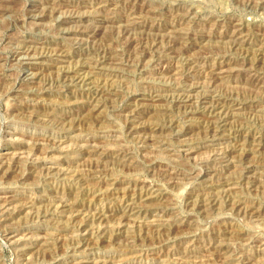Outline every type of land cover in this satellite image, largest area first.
<instances>
[{
  "label": "rangeland",
  "instance_id": "374dc122",
  "mask_svg": "<svg viewBox=\"0 0 264 264\" xmlns=\"http://www.w3.org/2000/svg\"><path fill=\"white\" fill-rule=\"evenodd\" d=\"M0 38V264H264V0H0Z\"/></svg>",
  "mask_w": 264,
  "mask_h": 264
},
{
  "label": "bare ground",
  "instance_id": "6f19581e",
  "mask_svg": "<svg viewBox=\"0 0 264 264\" xmlns=\"http://www.w3.org/2000/svg\"><path fill=\"white\" fill-rule=\"evenodd\" d=\"M43 1V0H42ZM257 1V0H256ZM52 2H53V0H52ZM103 2V1H102ZM112 2V1H111ZM123 2V1H122ZM139 2V1H138ZM141 2V1H140ZM148 2V1H147ZM64 3V2H63ZM105 3V2H104ZM40 5V4H39ZM38 5V6H39ZM257 5V4H256ZM58 6V5H57ZM40 7H42V6H40ZM51 7V6H50ZM113 7V6H112ZM43 8V7H42ZM48 8V7H47ZM46 8V9H47ZM152 8V7H151ZM154 8V7H153ZM65 9V8H64ZM55 10V9H54ZM58 10V9H57ZM60 10V9H59ZM61 10H63V9H61ZM60 10V11H61ZM131 10V9H130ZM151 10V9H150ZM53 11V10H52ZM100 11V10H99ZM115 11V10H114ZM135 11H137V10H135ZM134 11V12H135ZM193 11V10H192ZM32 12V11H31ZM63 12V11H62ZM73 12V11H72ZM71 12V13H72ZM51 13V12H50ZM68 13V12H67ZM131 13V12H130ZM23 14V13H22ZM40 14V13H39ZM42 14V13H41ZM49 14V13H48ZM47 14V15H48ZM52 14V13H51ZM77 14L78 13H76V15L75 16H77ZM96 14V13H95ZM108 14V13H107ZM186 14V13H185ZM26 15V14H25ZM106 15V14H105ZM129 15H131V14H129ZM146 15V14H145ZM193 15V14H192ZM49 16H50V14H49ZM82 16V15H81ZM107 16V15H106ZM109 16V15H108ZM196 16V15H195ZM34 17V16H33ZM47 17V16H46ZM55 17H56V15H55ZM58 17V16H57ZM122 17V16H121ZM189 17V16H188ZM52 18V17H51ZM57 19V18H56ZM55 19V20H56ZM111 19V18H110ZM113 19V18H112ZM126 20V19H125ZM141 20V19H140ZM131 21H133V20H131ZM135 21V20H134ZM166 21V20H165ZM64 22H65V19H64ZM240 22V21H239ZM127 23V22H126ZM154 23V22H153ZM121 24V23H120ZM138 24V23H137ZM210 24V23H209ZM129 25H131V23L129 24ZM153 25V24H152ZM185 25V24H184ZM116 26V25H115ZM147 26V25H146ZM149 26V25H148ZM205 26V25H204ZM125 27V26H124ZM153 27V26H152ZM212 27V26H211ZM240 27V26H239ZM242 27V26H241ZM241 27H240V29H241ZM132 28V27H131ZM131 28H129V29H131ZM149 28V27H148ZM180 28V27H179ZM204 28V27H203ZM66 29V28H65ZM124 30L126 29V28H123ZM128 29V28H127ZM140 29V28H139ZM172 29V28H171ZM119 30H121V29H119ZM137 30V29H136ZM141 30V29H140ZM139 30V31H140ZM167 30V29H166ZM176 30V29H175ZM235 30V29H234ZM242 30V29H241ZM129 32L131 31V30H128ZM134 31V30H133ZM149 31V30H148ZM236 32H237V28H236V30H235ZM258 31V30H257ZM121 32H122V30H121ZM124 32V31H123ZM128 32V33H129ZM132 32V31H131ZM173 32V31H172ZM119 33V32H118ZM152 33V32H151ZM185 33V32H184ZM202 33V32H201ZM239 33V32H238ZM248 33V32H247ZM117 34V33H116ZM122 34H124V33H122ZM133 34V33H132ZM205 34V33H204ZM240 34V33H239ZM141 35V34H140ZM202 35V34H201ZM207 35V34H206ZM116 36V35H115ZM182 36V35H181ZM216 36V35H215ZM100 37V36H99ZM131 37H133V36H131ZM247 37V36H246ZM256 37V36H255ZM125 38H128V36H126L125 35ZM183 38V37H182ZM208 38V37H207ZM1 39V38H0ZM121 39V38H120ZM129 39H131V38H129ZM145 39V38H144ZM172 39V38H171ZM201 39V38H200ZM259 39V38H258ZM75 40V39H74ZM100 40V39H99ZM106 40V39H105ZM182 40V39H181ZM29 41H31V40H29ZM130 41V40H129ZM154 41V40H153ZM157 41V40H156ZM194 41V40H193ZM204 41V40H203ZM232 41V40H231ZM245 41V40H244ZM244 41H242V42H244ZM35 42H37V41H35ZM40 42V41H39ZM133 42V41H132ZM131 42V43H132ZM135 42V41H134ZM139 42L140 41H138V44H139ZM152 42V41H151ZM197 42V41H196ZM195 42V43H196ZM106 43V42H105ZM109 43V42H108ZM165 43V42H164ZM201 43V42H200ZM43 44V43H42ZM144 44H146V43H144ZM153 44V43H152ZM156 44V43H155ZM171 44V43H170ZM182 44V43H181ZM237 44V43H236ZM247 44V43H246ZM21 45V44H20ZM107 45V44H106ZM131 45H134V44H131ZM135 45H136V42H135ZM134 45V46H135ZM161 45V44H160ZM159 45V46H160ZM179 45V44H178ZM185 45V44H184ZM28 46H29V44H28ZM41 46V45H40ZM46 46V45H45ZM44 46V47H45ZM96 46V45H95ZM133 46V47H134ZM138 46V45H137ZM153 46V45H152ZM157 46V45H156ZM240 46V45H239ZM251 46V45H250ZM30 47V46H29ZM100 47V46H99ZM111 47V46H110ZM145 47H147L146 45H145ZM163 47H164V45H163ZM182 47V46H181ZM198 47V46H197ZM237 47V46H236ZM259 47V46H258ZM40 48V47H39ZM140 48H142V47H140ZM148 48V47H147ZM152 48V47H151ZM158 48V47H157ZM195 48V47H194ZM242 48V47H241ZM260 48V47H259ZM258 48V49H259ZM25 49V48H24ZM33 49V48H32ZM48 49H50V48H48ZM55 49V48H54ZM61 49H63V48H60V50ZM134 49H135V47H134ZM143 49V48H142ZM198 49V48H197ZM36 50V49H35ZM51 50V49H50ZM66 50V49H65ZM137 50H139V48L137 49ZM147 50V49H146ZM163 50V49H162ZM17 51V50H16ZM37 51H39V50H37ZM52 51V50H51ZM55 51V50H54ZM89 51V50H88ZM93 51V50H92ZM109 51V50H108ZM144 51V50H143ZM152 51H154V49L152 50ZM197 51V50H196ZM45 52H46V50H45ZM61 52V51H60ZM95 52V51H94ZM93 52V53H94ZM132 51H130V53H131ZM185 52V51H184ZM209 52V51H208ZM242 52V51H241ZM255 52V51H254ZM39 53H40V51H39ZM124 53V52H123ZM134 53V52H133ZM141 53H143V52H141ZM150 53V52H149ZM154 53V52H153ZM187 53V52H186ZM189 53V52H188ZM258 53V52H257ZM263 53V52H262ZM41 54V53H40ZM45 54V53H44ZM57 54V53H56ZM135 54V53H134ZM147 54V53H146ZM151 54H152V52H151ZM179 54V53H178ZM199 54V53H198ZM254 54V53H253ZM52 55V54H51ZM127 55H128V53H127ZM157 55V54H156ZM173 55V54H172ZM188 55V54H187ZM193 55V54H192ZM27 56V55H26ZM32 56V55H31ZM34 57H35V55H33ZM86 56V55H85ZM149 56H151V55H149ZM195 56V55H194ZM261 56V55H260ZM51 57V56H50ZM167 57V56H166ZM191 57V56H190ZM255 57V56H254ZM70 58V57H69ZM97 58V57H96ZM105 58V57H104ZM187 58H188V56H187ZM130 59H132V58H130ZM148 59H149V57H148ZM76 60H77V58H76ZM81 60V59H80ZM104 60H106V59H104ZM107 60H109V58L107 59ZM111 60V59H110ZM137 60V59H136ZM187 60V59H186ZM218 60V59H217ZM264 60V59H263ZM60 61V60H59ZM84 61V60H83ZM86 61V60H85ZM102 61V60H101ZM115 61V60H114ZM120 61V60H119ZM204 61V60H203ZM215 61V60H214ZM224 61H226V60H224ZM75 62V61H74ZM82 62V61H81ZM132 62H133V60H132ZM137 62V61H136ZM159 62V61H158ZM184 62V61H183ZM186 62V61H185ZM197 62V61H196ZM240 62V61H239ZM247 62V61H246ZM84 63V62H83ZM87 63V62H86ZM75 64V63H74ZM77 64V63H76ZM79 64V63H78ZM89 64H90V62H89ZM88 64V65H89ZM143 64V63H142ZM176 64V63H175ZM179 64V63H178ZM202 64V63H201ZM222 64H223V62H222ZM82 65V64H81ZM85 65H87V64H85ZM91 65V64H90ZM203 65V64H202ZM221 65V64H220ZM92 66H94V65H92ZM141 66H143V65H141ZM235 66H236V64H235ZM190 67V66H189ZM222 67V66H221ZM223 67H224V65H223ZM247 67V66H246ZM117 68H118V66H117ZM172 68V67H171ZM199 68V67H198ZM211 68V67H210ZM220 68V67H219ZM239 68V67H238ZM241 68V67H240ZM120 69V68H119ZM162 69V68H161ZM218 69V68H217ZM221 69V68H220ZM180 70V69H179ZM182 70V69H181ZM187 70V69H186ZM189 70V69H188ZM198 70V69H197ZM201 70V69H200ZM199 70V71H200ZM227 70V69H226ZM73 71V70H72ZM83 71V70H82ZM81 71V72H82ZM174 71V70H173ZM198 71V72H199ZM224 70H223V68H222V72H223ZM78 72V71H77ZM105 72V71H104ZM210 72V71H209ZM218 72V71H217ZM217 72H216V75H217ZM195 73V72H194ZM204 73H206V72H204ZM89 73H87V75H88ZM214 74V73H213ZM224 74V73H223ZM226 74V73H225ZM236 74V73H235ZM83 75V74H82ZM215 75V76H216ZM219 75V74H218ZM75 76V75H74ZM202 76V75H201ZM207 76V75H206ZM222 76V75H221ZM65 77V76H64ZM67 77H68V75H67ZM84 77H85V75H84ZM87 77V76H86ZM209 77H211V76H209ZM213 78H216V77H214V76H212ZM219 77V76H218ZM213 78H211V80H213ZM97 79V78H96ZM238 79V78H237ZM82 80V79H81ZM171 80V79H170ZM214 80H216V79H214ZM68 81V80H67ZM70 81V80H69ZM98 81V80H97ZM176 81V80H175ZM175 81H173V82H175ZM192 81V80H191ZM197 81V80H196ZM207 81V80H206ZM217 81V80H216ZM96 82V81H95ZM181 82H183V81H181ZM203 83H205V82H203ZM209 83V82H208ZM216 83V82H215ZM64 84V83H63ZM178 84V83H177ZM185 84H186V82H185ZM193 84V83H192ZM210 84V83H209ZM208 84V85H209ZM101 85V84H100ZM172 85V84H171ZM176 85V84H175ZM197 85H198V83H197ZM215 85V84H214ZM202 86V85H201ZM148 87V86H147ZM163 87V86H162ZM168 87V86H167ZM188 87V86H187ZM192 87V86H191ZM210 87V86H209ZM217 87V86H216ZM99 88V87H98ZM215 88V87H214ZM149 89V88H148ZM166 89V88H165ZM168 89V88H167ZM94 92V91H93ZM95 94V93H94ZM158 94V93H157ZM178 94V93H177ZM189 94V93H188ZM187 94V95H188ZM198 94V93H197ZM160 95V94H159ZM162 95V94H161ZM168 95V94H167ZM193 95H194V93H193ZM31 96V95H30ZM172 96V95H171ZM189 96V95H188ZM167 97V96H166ZM187 97V96H186ZM191 97V96H190ZM156 98V97H155ZM181 98V97H180ZM194 98V97H193ZM26 99V98H25ZM91 99V98H90ZM185 99V98H184ZM184 99H182L181 101H186V100H184ZM161 100V99H160ZM86 103V102H85ZM87 103H89V102H87ZM221 103V102H220ZM194 105V104H193ZM224 105V104H223ZM228 105V104H227ZM88 106V105H87ZM97 106V105H96ZM95 108V107H94ZM229 108V107H228ZM227 108V109H228ZM134 109V108H133ZM192 110V109H191ZM91 111V110H90ZM186 111V110H185ZM124 112V111H123ZM126 112V111H125ZM131 113V112H130ZM126 115V114H125ZM45 116V115H44ZM189 116V115H188ZM134 117V116H133ZM36 121V120H35ZM213 121V120H212ZM226 121V120H225ZM49 124V123H48ZM208 125V124H207ZM70 127V126H69ZM99 127V126H98ZM131 127V126H130ZM213 127V126H212ZM58 128V127H57ZM80 128V127H79ZM89 128V127H88ZM162 128V127H161ZM129 129H131V128H129ZM128 129V130H129ZM136 129V128H135ZM205 129V128H204ZM215 129V128H214ZM18 133V132H17ZM52 133V132H51ZM101 133V132H100ZM127 133V132H126ZM209 134H210V132H209ZM145 135V134H144ZM56 136V135H55ZM87 136V135H86ZM54 137V136H53ZM207 137V136H206ZM12 138H14V137H12ZM11 138V139H12ZM50 138V137H49ZM136 138V137H135ZM200 138V137H199ZM204 138V137H203ZM51 140H52V138H50ZM57 139V138H56ZM55 139V140H56ZM106 139V138H105ZM104 139V140H105ZM138 139V138H137ZM150 139V138H149ZM234 139V138H233ZM25 140V139H24ZM48 140V142L50 141L49 139H47ZM143 140V139H142ZM169 140V139H168ZM85 141H87V140H85ZM106 141V140H105ZM108 141V140H107ZM111 141V140H110ZM163 141V140H162ZM175 141V140H174ZM182 141V140H181ZM186 141V140H185ZM188 141V140H187ZM44 142V141H43ZM46 142V141H45ZM53 142V141H52ZM51 142V143H52ZM184 142V141H183ZM237 142V141H236ZM61 143V141H60V139L56 142L55 141V145L53 144V146H51L50 144V146H48V143H46L47 144V146H48V148L46 149V147L47 146H45V149H46V151L47 152H53V151H68V150H66V149H69V148H71V146L69 147V145H67L68 147H66V146H64V145H61L60 144ZM96 143V142H95ZM208 143V142H207ZM241 143V142H240ZM25 144H28V142L27 143H25ZM30 144V143H29ZM28 144V145H29ZM39 143H35L33 146H31L32 145V143L30 144V146H31V148L32 149H37V145H38ZM68 144V143H67ZM70 144H72V142L70 143ZM76 144V143H75ZM80 145L79 146H81V145H83V144H81V143H79ZM87 144V145H86ZM86 144H84V145H86V146H83V147H91V146H94V148H90L91 150H93L94 149V151L93 152H98V150H100L101 149V144H95V145H91V144H88V143H86ZM119 144V143H118ZM43 145V144H42ZM74 145V144H73ZM146 145V144H145ZM158 145V144H157ZM198 145V144H197ZM257 145V144H256ZM17 146V145H16ZM152 146V145H151ZM193 146V145H192ZM195 146V145H194ZM240 146H241V144H240ZM244 146V145H243ZM249 146V145H248ZM38 147H39V145H38ZM43 147V146H42ZM72 147H76V145H74V146H72ZM78 147V146H77ZM125 147V146H124ZM123 147V148H124ZM44 148V147H43ZM74 148H71V150L72 149H74ZM79 148V147H78ZM107 148V147H106ZM122 148V147H121ZM176 148V147H175ZM192 148V147H191ZM203 148V147H202ZM245 148V147H244ZM29 149V148H28ZM45 149H44V151H45ZM81 149H82V146H81V148H80V151H81ZM89 149V148H88ZM193 149V148H192ZM17 150H19V149H17ZM16 150V151H17ZM41 150V149H40ZM74 150H77V149H74ZM73 150V151H74ZM83 150V149H82ZM118 150V149H117ZM195 150V149H194ZM27 151V150H26ZM90 150H88V152H89ZM105 151V150H104ZM188 151V150H187ZM31 152V151H30ZM83 152V151H82ZM86 152V151H85ZM103 151H101V153H102ZM189 152H191V151H189ZM189 152H187V153H189ZM28 153V152H27ZM81 153V152H80ZM90 153V152H89ZM103 153H105V152H103ZM231 153V152H230ZM107 154H109V153H107ZM13 155V154H12ZM98 155V154H97ZM102 155V154H101ZM177 155H178V153H177ZM225 155V154H224ZM19 156V155H18ZM17 156V157H18ZM28 156V155H27ZM103 156V155H102ZM112 156H114V155H112ZM21 157V156H20ZM24 157V156H23ZM32 157V156H31ZM34 157V156H33ZM100 157V156H99ZM106 157V156H105ZM189 157V156H188ZM226 157V156H225ZM48 158V157H47ZM75 158V157H74ZM98 158V157H97ZM191 158V157H190ZM34 159H35V157H34ZM40 159V158H39ZM46 159V158H45ZM124 159V158H123ZM207 159V158H206ZM29 160H31V159H29ZM42 160V159H41ZM41 160H39V161H41ZM20 161V160H19ZM45 161H48L47 159L46 160H42V162H45ZM99 161V160H98ZM101 161V160H100ZM102 161H103V159H102ZM198 161V160H197ZM227 162V161H226ZM5 164V163H4ZM8 164V163H7ZM93 164H95V163H93ZM103 164V163H102ZM198 164V163H197ZM5 166V165H4ZM110 166H111V163H110ZM114 166V165H113ZM170 166V165H169ZM166 167V166H165ZM224 167V166H223ZM237 167V166H236ZM247 167V166H246ZM46 168V167H45ZM114 168V167H113ZM224 168H226V167H224ZM248 168H249V166H248ZM106 169V168H105ZM112 169V168H111ZM170 169V168H169ZM241 169V168H240ZM255 169V168H254ZM2 169H0V171H1ZM103 170V169H102ZM247 170V169H246ZM74 171V170H73ZM84 171V170H83ZM114 171V170H113ZM121 171V170H120ZM134 171V170H133ZM178 171V170H177ZM70 172V171H69ZM86 172V171H85ZM96 172H98V171H96ZM94 173V172H93ZM99 173H100V170H99ZM103 173V172H102ZM80 174V173H79ZM97 174V173H96ZM110 174V173H109ZM56 175V174H55ZM197 175V174H196ZM81 176V175H80ZM83 176V175H82ZM81 176V177H82ZM110 176V175H109ZM117 176V175H116ZM137 176V175H136ZM177 176V175H176ZM258 176V175H257ZM62 177V176H61ZM85 177V176H84ZM98 177V176H97ZM101 177V176H100ZM163 177V176H162ZM170 177V176H169ZM174 177V176H173ZM218 177V176H217ZM71 178V177H70ZM179 178V177H178ZM77 179V178H76ZM81 180V179H80ZM86 180V179H85ZM98 180V179H97ZM129 180V179H128ZM173 180V179H172ZM254 180V179H253ZM149 181V180H148ZM161 181V180H160ZM168 181V180H167ZM237 181V180H236ZM77 183V182H76ZM135 183V182H134ZM162 183V182H161ZM218 183V182H217ZM168 184V183H167ZM187 184V183H186ZM134 185V184H133ZM146 185V184H145ZM228 185V184H227ZM263 185V184H262ZM80 186V185H79ZM138 187V186H137ZM148 187V186H147ZM157 187V186H156ZM103 188V187H102ZM109 188V187H108ZM143 188V187H142ZM195 188V187H194ZM164 189V188H163ZM218 189V188H217ZM221 189V188H220ZM223 189V188H222ZM236 189V188H235ZM92 190V189H91ZM86 191V190H85ZM141 191V190H140ZM145 191V190H144ZM199 191V190H198ZM230 191V190H229ZM97 193V192H96ZM207 193V192H206ZM206 193H204V194H206ZM227 194V193H226ZM132 196V195H131ZM140 196V195H139ZM195 196V195H194ZM4 197V196H3ZM5 199H1L0 200V202H2L1 203V205L2 206H6V205H10V203H13V202H11V200H16V201H14V202H16L15 204H14V206H11V208L12 207H14V208H16L17 210V212L19 213V212H23V211H25V210H22V208H26V207H29V206H32V205H28V204H24V203H21V204H18L19 202H17V201H19L20 199L19 198H17V197H15L14 199H11V197H10V199L11 200H9L8 198H6V197H4ZM61 198V197H60ZM201 198V197H200ZM34 199V198H33ZM32 199V200H33ZM204 199V198H203ZM209 199V198H208ZM3 200V201H2ZM193 200V199H192ZM218 200V199H217ZM70 201V200H69ZM72 201V200H71ZM194 202V201H193ZM196 202V201H195ZM211 202V201H210ZM202 203V202H201ZM56 204V203H55ZM135 204V203H134ZM204 204V203H203ZM211 204V203H210ZM12 205V204H11ZM49 205V204H48ZM61 206H67V204H65V201H63V202H61V204H60ZM132 205V204H131ZM207 205V204H206ZM44 206V205H43ZM57 206V205H56ZM145 206V205H144ZM1 207V206H0ZM8 207V206H7ZM53 207H54V204H53ZM203 207H204V205H203ZM206 207V206H205ZM204 207V208H205ZM254 207V206H253ZM10 208V207H9ZM9 208L6 210V211H10V210H12V209H10L9 210ZM13 208V209H14ZM45 208V207H44ZM165 208V207H164ZM247 208H248V206H247ZM37 209V208H36ZM68 209V208H67ZM203 209V208H202ZM245 209V208H244ZM3 210V209H2ZM45 210V209H44ZM51 210V209H50ZM53 210V209H52ZM58 210V209H57ZM72 210V209H71ZM80 210V209H79ZM102 210V209H101ZM153 210V209H152ZM14 211V210H13ZM145 211V210H144ZM163 211V210H162ZM68 212V211H67ZM92 212V211H91ZM112 212V211H111ZM16 213V212H15ZM46 213V212H45ZM52 213H54V212H52ZM76 213V212H75ZM109 213V212H108ZM37 214V213H36ZM89 214V213H88ZM99 214V213H98ZM106 214V213H105ZM256 214V213H255ZM9 215V214H8ZM38 215V214H37ZM74 215L75 214H73V217H74ZM121 215V214H120ZM52 216V215H51ZM90 216H92V215H90ZM162 216V215H161ZM4 217H6V216H4ZM32 217V216H31ZM111 217V216H110ZM137 217H139V216H137ZM72 218V217H71ZM99 218V217H98ZM173 218V217H172ZM4 219V218H3ZM6 219V218H5ZM73 219V218H72ZM107 219V218H106ZM31 220V219H30ZM82 220V219H81ZM80 220V221H81ZM109 220V219H108ZM127 220V219H126ZM138 220V219H137ZM159 220V219H158ZM111 221V220H110ZM117 221V220H116ZM144 221V220H143ZM153 221V220H152ZM157 221V220H156ZM84 222V221H83ZM97 222V221H96ZM112 222V221H111ZM120 222V221H119ZM122 222V221H121ZM173 222V221H172ZM172 222H170V223H172ZM92 222H90V224H91ZM104 223V222H103ZM105 223H107V222H105ZM123 223V222H122ZM159 223V222H158ZM179 223V222H178ZM58 224V223H57ZM75 224V223H74ZM98 224V223H97ZM108 224H110V223H108ZM112 224H113V222H112ZM120 224V223H119ZM133 224V223H132ZM136 224V223H135ZM152 224V223H151ZM164 224V223H163ZM64 225H66V224H64ZM85 225V224H84ZM101 225V224H100ZM129 225V224H128ZM127 225V226H128ZM148 225V224H147ZM166 225V224H165ZM53 226V225H52ZM77 226V225H76ZM75 226V227H76ZM126 226V227H127ZM63 227V226H62ZM66 227V226H65ZM64 227V228H65ZM168 227V226H167ZM63 228V229H64ZM114 228V227H113ZM140 228V227H139ZM165 228V227H164ZM66 229H67V227H66ZM94 229H96V228H94ZM222 229V228H221ZM87 230V229H86ZM105 230V229H104ZM111 230V229H110ZM124 230H126V229H124ZM139 230V229H138ZM141 230V229H140ZM225 230V229H224ZM227 230V229H226ZM90 231H93V230H90ZM84 232V231H83ZM82 232V233H83ZM112 232V231H111ZM229 232V231H228ZM91 233V232H90ZM120 233V232H119ZM182 233V232H181ZM180 233V234H181ZM50 235V234H49ZM176 235V234H175ZM74 236V235H73ZM98 236H99V234H98ZM108 236V235H107ZM160 236H162V235H160ZM76 237V236H75ZM165 237V236H164ZM175 237V236H174ZM215 237V236H214ZM36 238V237H35ZM166 238V237H165ZM48 239V238H47ZM81 239V238H80ZM103 239V238H102ZM240 239V238H239ZM156 241V240H155ZM223 241V240H222ZM248 241V240H247ZM45 242V241H44ZM44 242H43V244H44ZM83 242V241H82ZM153 242V241H152ZM262 242V241H261ZM58 243V242H57ZM220 243V242H219ZM74 244V243H73ZM214 244V243H213ZM255 244V243H254ZM4 245V244H3ZM121 245V244H120ZM154 245V244H153ZM170 245V244H169ZM23 246V245H22ZM31 246V245H30ZM123 246V245H122ZM126 246V245H125ZM124 246V247H125ZM204 247V246H203ZM218 247H219V245H218ZM127 249V248H126ZM212 251V250H211ZM136 252V251H135ZM209 252V251H208ZM125 253V252H124ZM230 253V252H229ZM228 253V254H229ZM251 256V255H250ZM108 258V257H107ZM106 258V259H107ZM164 258V257H163ZM227 258V257H226ZM185 259V258H184ZM77 260V259H76ZM98 260V259H97ZM103 260V259H102ZM189 260V259H188ZM249 260V259H248ZM133 261V260H132ZM164 261V260H163ZM242 261V260H241ZM250 261V260H249ZM260 261V260H259ZM74 262V261H73ZM239 262V261H238ZM102 263V262H101ZM100 263V264H101ZM104 263V262H103ZM165 263H167V262H165ZM182 263V262H181ZM33 264V263H32ZM76 264V263H75ZM107 264V263H106ZM112 264V263H111ZM129 264V263H128Z\"/></svg>",
  "mask_w": 264,
  "mask_h": 264
}]
</instances>
